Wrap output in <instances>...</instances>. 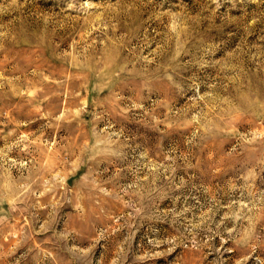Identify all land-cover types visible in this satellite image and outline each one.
Listing matches in <instances>:
<instances>
[{"label": "rangeland", "instance_id": "obj_1", "mask_svg": "<svg viewBox=\"0 0 264 264\" xmlns=\"http://www.w3.org/2000/svg\"><path fill=\"white\" fill-rule=\"evenodd\" d=\"M0 264H264V0H0Z\"/></svg>", "mask_w": 264, "mask_h": 264}]
</instances>
